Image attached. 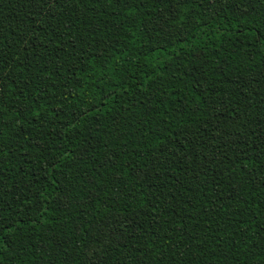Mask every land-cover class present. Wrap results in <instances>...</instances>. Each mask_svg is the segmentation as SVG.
Wrapping results in <instances>:
<instances>
[{"label":"trees","instance_id":"1","mask_svg":"<svg viewBox=\"0 0 264 264\" xmlns=\"http://www.w3.org/2000/svg\"><path fill=\"white\" fill-rule=\"evenodd\" d=\"M0 264H264V0H0Z\"/></svg>","mask_w":264,"mask_h":264}]
</instances>
